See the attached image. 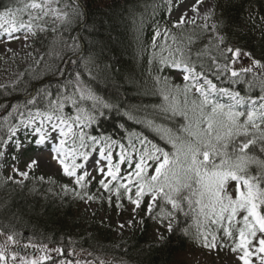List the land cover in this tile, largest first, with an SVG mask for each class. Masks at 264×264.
Returning a JSON list of instances; mask_svg holds the SVG:
<instances>
[{
	"label": "trees",
	"instance_id": "trees-1",
	"mask_svg": "<svg viewBox=\"0 0 264 264\" xmlns=\"http://www.w3.org/2000/svg\"><path fill=\"white\" fill-rule=\"evenodd\" d=\"M32 2L0 0V13L11 10L17 23L24 22L30 13L25 5ZM60 3L68 6V13L48 37L36 38L41 51L38 64L25 70L14 86L0 88V152L9 139V128H16L19 120L32 113H54L67 98H72L75 107L93 118L83 131L85 151L89 154L93 144L88 137H96V144H107L120 151L123 145L127 152L151 149L155 144L170 155L175 151L170 139L178 145L194 140L189 133L205 129L203 124L207 122H202L201 111L206 106L186 92L183 99L190 98L196 104L188 102V107H172L171 97L167 95L165 99L163 86L149 73L155 69H148L150 54L160 50L169 32L175 33L165 40L161 52H173V62L194 69L218 90L239 92L246 102L236 106V111L250 110L248 100H260L264 95V38L256 39L243 26L247 11L264 18V0H217L213 20L220 40L209 38L207 29L198 26L168 28L166 34L154 39L153 32L164 21V16H160L162 8L157 7L161 6V0H60ZM228 47L250 53V57L239 59L259 61L260 65L251 62L249 72L233 70L237 59H226L231 56L226 51ZM232 71L238 76H232ZM77 77L97 101L77 96L73 85ZM216 103L231 104L222 100ZM239 119L243 122L247 117ZM250 131L259 136L256 130ZM141 140H145L143 145ZM259 149L258 142L251 147L250 154L264 158ZM252 171L255 174V167ZM83 185L57 194L54 184L47 180L28 177L19 184L0 178V233L11 236L17 245L45 251L42 257L50 259L41 264H183L179 255L194 239L192 225L197 219V205L189 208L185 202L182 211L171 212L167 202L159 199L135 235L112 242L103 235L80 234L73 243L76 206L96 198V187ZM154 221L172 222V230L161 243L148 239ZM0 264L16 262L7 256Z\"/></svg>",
	"mask_w": 264,
	"mask_h": 264
},
{
	"label": "snow or ice",
	"instance_id": "snow-or-ice-1",
	"mask_svg": "<svg viewBox=\"0 0 264 264\" xmlns=\"http://www.w3.org/2000/svg\"><path fill=\"white\" fill-rule=\"evenodd\" d=\"M201 2L202 0H197V4ZM25 7L40 9L42 5L33 0ZM196 10L197 7L194 5L193 11ZM17 11L22 10L18 9ZM9 17L13 18L9 19ZM0 21H3L0 23V28H4L5 23L9 25V28L4 29L9 35L16 30L15 14L11 10L0 13ZM182 21L183 18L180 22ZM27 26L31 27V24L29 23ZM20 27H25L23 22L20 23ZM156 35L159 36L160 33L157 32ZM226 51L231 54L226 59L251 56L250 53L244 52L239 47H228ZM251 62L257 66L260 65L259 61L253 60ZM171 66L177 69L182 67L179 62H173ZM242 71L249 72L251 68H242ZM183 72L191 74L194 69L184 65ZM231 74L234 77L238 76L236 71H232ZM190 78L195 77L183 76L184 80ZM204 83L208 85V91H205L204 84L197 87L196 91L204 97L202 106L211 104L212 110L211 114L206 117L207 127L189 133L190 136L195 137L194 140L185 141L178 145L170 139L169 142L175 149L171 155L155 144L151 145V149L145 147L143 151L134 149L139 155L138 161L134 164L132 157L123 145L120 146L119 159L115 163H113L109 145L106 144L100 148L99 155L102 160L107 162L106 175L111 177L112 180H116L120 176L121 165L127 163L133 169L124 177L128 183L119 184L115 187L117 199H119L121 189H123L129 201L138 208L143 198L150 195L151 200L147 206L149 214L158 199L166 201L173 209L180 211L183 210L182 204L185 202L189 208L195 204L199 208V215L212 224H220L224 235L234 240L235 246L231 250L234 253H241L238 259L242 264H253L254 256L259 259L260 264H264V158L250 154L251 147L258 142L260 152L264 153V129H261L260 124L257 123V119L264 123V103L260 104L258 113L255 109L246 112L236 111V106L246 102L239 92H230L228 89L218 90L216 85L206 78ZM216 91H219L223 96L230 97L233 103L228 105L213 103L209 96ZM259 99L264 101V95L260 96ZM245 115L247 120L240 121L239 118ZM217 116H223L226 119L217 121L215 119ZM47 119L52 120L53 116L48 115ZM56 119L60 123L52 124L48 131L41 127L34 129L35 136L32 139H27L29 134L25 133L27 143L15 140L13 142L15 150L18 153L22 148L32 147L35 149L37 156L45 150L54 153L53 159L62 167L64 175L75 178V183L84 187L82 182L90 173L85 164L77 162L78 159L85 162L89 161L90 154L81 151V149L87 147L84 133L73 134L72 144L69 146L68 138L73 132L72 124H69L68 120L61 116H57ZM89 119L93 118L90 117ZM79 120L80 117L77 116L74 122ZM61 125L66 126L67 130ZM248 125H251L259 133L258 137L249 130ZM197 127L199 129V125ZM187 130L186 127L185 131ZM9 133V139H12L16 136L17 129L9 128ZM54 133L56 135H53ZM203 137L208 139L205 140ZM77 138L79 139V145L76 143ZM88 139L92 141L93 145L98 143L96 137H88ZM140 143L143 145L145 140H141ZM3 155L4 153L0 152V156ZM12 158L14 160L18 159L15 155ZM150 161L154 163L150 164ZM95 163L99 165L100 161L97 160ZM39 164L40 160L38 158L29 157L26 168L31 170ZM150 167L152 168L151 173L149 172ZM254 167L256 169L255 174L252 171ZM78 169L83 170L82 174H78ZM97 170L101 173L105 172L104 168H97ZM14 171L21 177L28 178V171H21L19 168H15ZM99 184L104 189H109V183L104 179H101ZM133 184L135 186V199L132 198V187L129 186ZM230 184L234 185L231 191L229 190ZM89 199H92V197H89ZM109 202H111V198H109ZM238 214H242V221L236 220ZM225 220L228 224L227 227H223ZM234 221H236L235 224ZM237 225L239 226L237 227ZM233 228L236 230L235 234ZM168 230H172L171 224L168 225ZM158 238L164 239L163 236ZM8 239L12 240V237L9 236ZM204 241L205 247H216L215 235L212 236L211 242L208 241L206 236ZM3 259L4 256L0 253V260ZM47 259H50V257H40L38 260L31 262L22 261V264H41V261Z\"/></svg>",
	"mask_w": 264,
	"mask_h": 264
},
{
	"label": "rangeland",
	"instance_id": "rangeland-1",
	"mask_svg": "<svg viewBox=\"0 0 264 264\" xmlns=\"http://www.w3.org/2000/svg\"><path fill=\"white\" fill-rule=\"evenodd\" d=\"M60 0H39L38 3L42 5L40 9H32L31 18L24 25L25 27H18L15 25V31L11 32L9 35L5 32V28H9L7 23L4 24V28H0V87L13 85L21 77L22 73L26 69L33 68L39 61L41 52L39 48L34 43L35 37L37 35H47L50 30L61 23L66 16V6L59 5ZM162 11L161 13L165 17V23L158 30L153 32V37H159L164 34V30L168 27L178 28L184 26H200L206 27L208 31L209 38L219 40L220 36L216 31V23L213 20V14L215 10V5L217 0H202L201 3L197 4V0H161ZM196 5L197 10L193 11V6ZM183 18V21H181ZM3 21H0L2 23ZM31 27H28V24ZM243 26L245 30H249L256 39L264 38V18L256 16L252 11H247L244 14ZM159 32L160 35L157 36L156 33ZM175 32H169L167 36L169 38H164L160 45V50L152 52L148 59V69L154 68V72H149L153 74L154 81H157L163 86V92L166 97L171 94V106L172 107H188L190 104H196L194 100L187 98L184 94L177 95L181 92H174L175 90H186L190 87V92L194 97L203 100L204 97L196 91L197 87L204 84L205 91H208V85L204 83L205 78L196 75L194 72L189 74L183 72V66L179 69L170 67L165 72L163 78L160 80L161 73L171 64H173V52L163 53L162 48L165 46V40L171 39L170 37L174 35ZM159 39V38H154ZM185 41V40H184ZM160 52V53H159ZM218 69L221 66L217 65ZM251 62L247 60L237 59L232 68L233 70H241L242 68H250ZM184 75H190L195 78H190L189 80H184ZM148 79V78H147ZM159 79V80H158ZM149 80V79H148ZM152 82L151 80H149ZM76 87V94L79 98L88 101H96L95 96L86 89L79 81L74 82ZM187 86V87H186ZM217 92V91H216ZM216 92H212L209 99L212 101L213 97L217 95ZM169 95V96H167ZM218 98L228 100L230 97L223 96L220 93L217 95ZM179 98V99H178ZM189 102V103H188ZM233 103V101L231 100ZM252 102H255L254 104ZM74 100L72 98H67L58 104L56 111L52 114L38 112L31 114L27 119L22 120L19 123L17 129V134L15 137L10 139L5 148L4 155L0 160V177L4 180H11L17 183H21L25 178L21 177L14 171L15 168H19L21 171H28V177H33L36 179L47 180L54 184L55 191L57 194L63 193L65 190H76L80 185L75 183V178L68 177L64 175L62 167H54L48 163H44L43 156L53 157L54 153L45 150L42 154L37 156L34 148L29 147L28 149H21L20 152H16L14 141L21 140L27 143L25 138V133H28L27 139H32L35 136L34 129L37 127L43 128L45 131L50 130L52 124H59L60 122L56 119L57 116H61L68 120L69 124H72L73 132L69 135L68 143L69 146L72 144L73 134H79L83 132L87 126L91 123L90 117L87 113L80 107H75ZM264 101L253 100L251 101L250 108H257L259 112L260 104ZM211 105V104H209ZM210 108L203 107V123L206 122V117L211 114ZM52 115L53 119L48 120L47 116ZM79 116L80 120L74 122L75 117ZM71 118V119H69ZM217 121L225 120L223 116L215 117ZM257 123L260 124L261 129H264V123H261L257 119ZM64 126V125H61ZM65 130H67V127ZM203 127H207L204 123ZM204 129V128H203ZM250 130H255L249 125ZM53 135H56L54 133ZM58 143V141H57ZM77 145H79V139L76 140ZM101 144L93 145L92 151L89 155V161L85 162L82 159H78V163L85 164L90 175L82 183L93 187H96V198L94 201L85 200L78 204L74 210V220L76 223V228L72 231V241L75 243L77 237L80 234H94L103 235V237L109 238L112 242H119L122 239L129 238L132 235L138 233L143 224V219L149 214L148 203L151 200L150 195H146L140 207L133 205L127 196L124 194V190L121 189V195L117 199L115 195V187L119 184L128 183L124 177L128 172L133 169L130 168L127 163L121 165L120 176L116 180H112L111 177L106 175L107 162L102 160L99 155V149L102 148ZM95 149V151H93ZM113 156V163L117 162L119 159L120 149L115 147H110ZM85 151V148L81 149ZM107 152V149H106ZM132 157L133 164L138 161L139 155L137 152H128ZM17 156L18 159L14 160L12 157ZM29 157H36L40 160L39 166L34 169H27L26 163ZM99 160L100 163L97 165L95 162ZM153 164L154 162H149ZM97 168H104L105 172L101 173ZM81 169H78V174H82ZM149 172H152V168H149ZM104 179L109 183V189H104L99 181ZM132 187V198L135 199V186ZM234 185L230 184V191ZM109 191L108 195L106 192ZM111 198V202H109ZM159 200V199H158ZM157 200V201H158ZM156 201V202H157ZM155 202V204H156ZM155 204L153 208L155 207ZM119 205V206H117ZM169 211L174 209L170 204H166ZM152 208V210H153ZM196 221L192 225V234L194 239L192 240L188 249L179 255V261L183 264H242L238 259L241 253L232 252V248L235 246L234 240L228 238L224 235L222 226L220 224H212L209 220H206L203 216L199 215V208L197 206V216ZM237 221H242V214H238ZM234 224L236 221L233 222ZM172 223H166L162 221H154L150 224V232L148 234V239L152 243H161L163 240L158 237L163 236L164 238L169 233L168 225ZM227 221L223 222V227H227ZM239 225H237L238 227ZM235 234L236 230L233 228ZM216 236V247H205L204 237L206 236L208 241L211 242L212 236ZM7 236L0 235V253L3 254L4 258L7 256L10 260L16 264H22V261L31 262L37 260L45 253L40 248L29 249V246L17 245L13 241H10ZM4 247V248H3ZM6 247V248H5ZM49 253V251H46ZM126 264V263H120ZM253 264H260L257 257H253Z\"/></svg>",
	"mask_w": 264,
	"mask_h": 264
},
{
	"label": "bare ground",
	"instance_id": "bare-ground-1",
	"mask_svg": "<svg viewBox=\"0 0 264 264\" xmlns=\"http://www.w3.org/2000/svg\"><path fill=\"white\" fill-rule=\"evenodd\" d=\"M42 161L44 163H48L51 166L59 167V163L56 160H54L53 157H48L47 155H44Z\"/></svg>",
	"mask_w": 264,
	"mask_h": 264
}]
</instances>
